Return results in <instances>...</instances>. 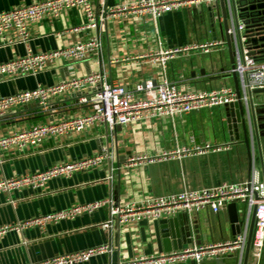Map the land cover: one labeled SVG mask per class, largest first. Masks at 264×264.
Returning <instances> with one entry per match:
<instances>
[{"label": "crops", "instance_id": "crops-1", "mask_svg": "<svg viewBox=\"0 0 264 264\" xmlns=\"http://www.w3.org/2000/svg\"><path fill=\"white\" fill-rule=\"evenodd\" d=\"M38 0H0V11ZM132 0H91L99 13L104 6L127 4ZM86 22L78 8L64 9L55 18L43 17L29 23L30 39L9 42L0 37V63L22 56L27 49L43 52L68 46L90 35L101 40L99 50L79 62L56 59L38 73L23 76H0V96L50 85L71 76L93 72L103 74L102 83L52 97L45 105L27 104L0 117V133L48 123L88 112L87 100L103 83H117L135 91L136 85L166 79L187 91H204L223 85L235 89L229 73L231 67L227 46L209 53L192 52L177 55L161 64L158 51L187 46L203 41L224 39L219 5L215 2L184 6L153 20L149 15L114 14L98 28L74 30ZM145 97V91H135ZM262 95H255L258 102ZM236 116H233L235 118ZM224 105L192 110L173 117L144 118L113 128L96 122L80 132L47 137L37 146L0 153V179L41 171L57 163L76 161L101 155L93 165L69 176L48 179L43 187L19 186L0 192V227L14 226L35 216L58 211L74 204L96 200L109 201L89 213L71 219L30 226L23 230L7 229L0 233V264H24L72 253L98 245L110 250L92 256L84 264H119L160 253L181 250L197 244L218 243L232 239L244 230L246 208L235 202V210L227 205L217 213L209 209L110 227L101 224L109 219L111 206H124L156 195L194 189L225 181L248 179V153L239 128L237 137L230 134ZM251 176L262 178L264 168V134L250 133ZM227 143L219 152L169 160L149 161L176 146L202 143ZM134 158V160H132ZM236 217L237 222L231 219ZM264 253V252H263ZM226 264H235L228 257ZM263 262V256L261 264ZM165 264H213L193 259ZM242 264V263H241ZM247 264H252L250 260Z\"/></svg>", "mask_w": 264, "mask_h": 264}, {"label": "built area", "instance_id": "built-area-1", "mask_svg": "<svg viewBox=\"0 0 264 264\" xmlns=\"http://www.w3.org/2000/svg\"><path fill=\"white\" fill-rule=\"evenodd\" d=\"M216 2L217 0H132L127 4L104 6L97 13L91 0H38L31 4L19 5L0 11V37L7 39L8 31H14V39L9 42H24L30 39L28 26L30 22L43 17L55 18L64 9L78 8L86 16V22L74 30H91L98 28L108 16L114 14L149 15L153 20L163 14L179 10L184 6L199 3ZM231 25L228 34L232 37L234 47V71L238 77L241 99L247 100V92L255 88L264 87V60H256L243 42L241 33L243 24L235 26L236 18L232 0H225ZM226 46L225 39L203 41L187 46L163 49L157 55L161 64L177 55L209 53ZM101 40L98 35H90L68 46L43 52L26 53L0 63V76H23L36 74L56 59H66L79 62L91 53L99 50ZM103 74L93 72L83 76H71L60 82L50 85L37 84L34 88L17 91L0 96V117L11 110L27 105H45L55 96L67 94L82 88L102 83ZM135 91H145L146 96L140 97L135 91L125 89L117 83H103L101 88L87 100L88 112L54 122L36 123L34 125L0 133V153L7 150H24L37 146L47 137H57L67 133L80 132L86 127L99 122L113 128L115 125L127 124L144 118H158L160 116L173 117L183 115L192 110L212 108L234 102L237 99L235 89L223 85L216 89L204 91H187L176 84L164 79L154 83L146 80L136 85ZM229 148L227 143H202L190 146H176L172 150L162 152L153 157H138L149 161L169 160L193 155H203L219 152ZM101 155L84 157L76 161L57 163L45 170L30 172L21 176L3 177L0 179V192H9L19 186L30 185L33 188L43 187L45 182L56 176H69L72 172L86 166L96 164ZM134 160V158H132ZM108 199L96 200L83 204H74L70 207L50 212L44 215L17 222L14 226H1L0 233L7 229L23 230L30 226L42 227L47 223H54L62 219H71L82 213H89L107 203ZM231 202H242L246 208V222L244 230L232 239L210 244H197L177 251L165 252L149 257L120 262L119 264H165L193 259L201 262L204 259H216L234 254L237 264H241L246 247L248 225L251 212L255 208V222L251 237L248 260L252 264H261L264 252V168L262 178L251 176L239 181H225L205 187L188 189L177 192L156 195L138 202H130L124 206H111L109 219L101 225L110 227L113 221L118 224L136 223L140 220H153L170 216L178 211L188 213L209 209L217 213ZM108 245H98L91 248L54 256L42 261L24 264H84L92 256L109 251ZM247 260V261H248Z\"/></svg>", "mask_w": 264, "mask_h": 264}, {"label": "water", "instance_id": "water-1", "mask_svg": "<svg viewBox=\"0 0 264 264\" xmlns=\"http://www.w3.org/2000/svg\"><path fill=\"white\" fill-rule=\"evenodd\" d=\"M233 2V8L235 12V20L234 24L236 27H238L239 22L243 24V30L240 32L238 30V33H241V36L243 38V42L246 45L248 49H250V46H247L248 44V36H251V30L248 29V27L245 25V21L243 20V15L245 13H248L249 11H256L257 14L264 15V0H232ZM215 5H219L220 12H221V19H222V28L224 31V39L226 42L227 50H228V56H229V63L231 70L234 67V47L232 42V37L228 34V29L231 25L227 5L225 0H217L215 2ZM249 15V14H247ZM255 35H258L255 33ZM262 43L260 44V47L264 51V36L260 38ZM229 76L233 78L234 81V87L235 92L237 95V99L229 104L224 105V109L226 112V122L227 126L230 130V134L233 135V137H237V131L239 128L242 131L243 135V141L247 148L249 163H248V178H250L251 171H252V161H251V150H250V133L253 131L255 133L256 138L258 139L259 135L264 134V97L259 98L258 102L253 99L255 95H262L264 94V87L262 88H255L251 91L247 92V100L243 101L241 99V93L239 89V83H238V77L234 71H231L229 73ZM233 116H236L233 118ZM236 203L231 202L227 205V209L229 210H235ZM255 208H253L250 219H249V225H248V233H247V240H246V247L244 251V256L242 260V264H247L248 260V254H249V248L251 244V237L255 222ZM232 222H237V218L234 217L231 219ZM264 255V253H263ZM228 257H231L235 264H237V257L232 253L229 254ZM226 257H219L212 260L213 264H226L225 260Z\"/></svg>", "mask_w": 264, "mask_h": 264}, {"label": "trees", "instance_id": "trees-1", "mask_svg": "<svg viewBox=\"0 0 264 264\" xmlns=\"http://www.w3.org/2000/svg\"><path fill=\"white\" fill-rule=\"evenodd\" d=\"M242 15L245 25L251 30V36H248L249 41L247 44L251 47L249 52L256 60L262 61L264 60V51L260 47L262 43L260 38L264 36V15L257 14L256 11H249ZM255 33L258 35H255ZM262 264H264V255Z\"/></svg>", "mask_w": 264, "mask_h": 264}]
</instances>
